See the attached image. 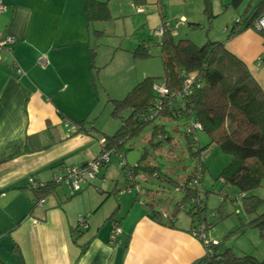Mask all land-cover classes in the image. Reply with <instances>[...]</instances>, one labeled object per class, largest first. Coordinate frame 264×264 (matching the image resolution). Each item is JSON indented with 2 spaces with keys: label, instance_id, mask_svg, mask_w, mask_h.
<instances>
[{
  "label": "crops",
  "instance_id": "obj_1",
  "mask_svg": "<svg viewBox=\"0 0 264 264\" xmlns=\"http://www.w3.org/2000/svg\"><path fill=\"white\" fill-rule=\"evenodd\" d=\"M96 1L105 2L109 14L117 18L132 16L134 30H155L164 21V27L171 30L176 26L194 30L191 21L199 22L203 28L201 12L207 13L205 8L201 10L205 7L203 0H157L159 17L151 7L144 9L152 0L138 3L141 12L132 0ZM213 1L210 0L211 10L215 14ZM0 2L5 8L0 12V33L15 38L10 51L0 54V264L198 262L205 252L201 242L188 232L191 222L171 229L150 221L144 205L152 201L151 194L141 193V185H137L134 199L127 197L124 205L117 200L122 204L102 207L117 192L132 193V189H125L126 183L122 189L112 190L108 181L97 185L106 171L87 180L78 192L71 188L67 192L64 184L58 185L41 206L35 204L33 192L25 187L30 177L49 182L65 174L66 168L93 161L100 156V141L122 124L114 131L108 125L98 130L88 120L94 100L100 99L105 90L103 81L100 93L92 85L93 78L96 81L100 75L92 68L98 62L95 51L91 61V46L99 29L87 24L83 0ZM260 38L259 44H244L239 39L223 43L245 62L244 55L251 57L263 47L264 38ZM115 55L114 51L111 62ZM136 60L132 57L129 62L135 64ZM258 76L264 89V72ZM82 120L93 131H77L72 123ZM79 216L86 218V228L76 224ZM115 229L120 231L116 235Z\"/></svg>",
  "mask_w": 264,
  "mask_h": 264
},
{
  "label": "trees",
  "instance_id": "obj_2",
  "mask_svg": "<svg viewBox=\"0 0 264 264\" xmlns=\"http://www.w3.org/2000/svg\"><path fill=\"white\" fill-rule=\"evenodd\" d=\"M132 1L137 7L138 3L142 2V0ZM203 2L204 10L208 13L207 18L209 20L214 18L216 15L211 10L210 0H203ZM239 2L240 0H233L231 4L237 6ZM82 3L89 26L94 23L102 24L111 19L105 2L83 0ZM254 8L255 10L250 13L249 17L239 18L238 22L232 24L228 38L232 39L246 28L253 27L256 19L264 13V0ZM189 23L192 28L201 27L199 22ZM161 24L165 25V21ZM165 29L167 30H164L161 38L151 37L140 41L132 53L135 59H145L149 57L147 48L150 45L160 47L163 75L146 77L132 86L123 98L110 99L113 116H119L123 111L128 113L126 117H122V126L116 132L104 136L105 150L101 149L100 156L93 161H99L103 154L113 151L109 152V159L112 155H118L121 159L119 168L125 173V189L136 188L140 184L139 175H142L141 178L145 173L154 175L158 168L146 164L149 162L147 160L149 152L146 148H142L140 161L130 166L125 161V155L132 148L123 147L139 137L145 129H149L147 142L149 147L157 152L165 141L170 143L172 140L167 133L164 121L183 118L186 121L183 134L189 140L186 146L196 165L181 181L172 182L175 189L182 193V198L173 207L171 216L165 220L161 211L153 208L151 203L153 200L144 205L146 216L150 221L172 229L175 228L177 212L184 210L191 220L188 232L194 238H196L194 235L196 230L204 233L206 237L207 231L214 226L215 222L209 223L204 219L207 196L206 194L202 196L203 192L200 191L203 174L207 168L200 153L204 148L193 149L195 147L192 146V144L198 145L194 132L202 130L209 140L205 148L213 145L221 153L231 156V162L222 168L219 179L224 186L238 191L244 213L252 217L248 222L249 226L257 228L260 237L264 240V211L258 212L262 200L253 194L254 190L264 183L263 86L251 75L247 64L228 50L222 41L208 40L203 45L197 46L185 36L174 42L170 36V29L168 27ZM257 32L264 38L263 32ZM99 34L101 32L95 31L96 36ZM93 55L92 49V62ZM262 58H264V53ZM92 68L96 69L94 64ZM92 85L95 89L97 86L95 78H93ZM156 87H165L168 94L160 97L155 90ZM177 98L180 99L178 106H175L173 100ZM84 122V120L73 121L72 124L78 127L77 131L87 134L93 131V128L85 127ZM191 124H199L200 129H189ZM108 164V160L106 162L101 160L100 172L104 173ZM127 173L131 175V179L128 178ZM166 179L169 180L168 177ZM55 181L52 179L49 182H40L35 177L27 180L25 187L33 192L37 206L39 200H44L54 191L55 187L61 185L55 184ZM83 218L86 219L84 216ZM200 242L205 253L195 264H264V259L258 260L250 255L238 257L230 248L221 249V243L213 244L208 241L203 244L202 241Z\"/></svg>",
  "mask_w": 264,
  "mask_h": 264
},
{
  "label": "rangeland",
  "instance_id": "obj_3",
  "mask_svg": "<svg viewBox=\"0 0 264 264\" xmlns=\"http://www.w3.org/2000/svg\"><path fill=\"white\" fill-rule=\"evenodd\" d=\"M157 0H152V3H146L144 9L150 8L151 11H155L157 16V7L155 5ZM168 0H166L167 2ZM215 1V3H214ZM213 6L215 7V17L208 19V14L201 12L204 18H200L203 22V28L199 29H185L176 26L171 31V35L174 42L178 41L179 38L187 36L190 41L195 45L200 46L206 43L208 40H219L224 42L232 43L234 40H243L242 42L248 43L253 42L259 44L261 35L256 31L254 27L246 28L242 35L235 38H228V34L232 28V24L238 22L237 19L249 17L250 13L255 10L256 7L263 0H240L237 6L231 4L233 0H214ZM192 2V1H191ZM128 5H130L128 1ZM152 8L154 10H152ZM205 8L202 7L201 10ZM130 9L135 12L134 8L130 6ZM217 12H219L217 14ZM112 13V12H111ZM146 14V13H145ZM110 20L97 24L94 23V28H97L101 32L98 36L95 35L93 38L91 49L98 53V62L95 63L96 70L100 73L98 80L96 79L98 92L100 93L103 88L104 92L100 95V99L94 100L95 104L92 105L91 116L88 120L93 123L98 130H102L103 127L108 125V129L114 131L120 123H122V117H126L128 112H122L119 116H113L111 110V104L108 103L109 99L123 98L132 86L144 80L146 77H161L163 75V66L161 60L160 47L150 45L149 57L145 59H137L135 64L129 62L133 57L132 53L140 41H145L148 38L156 35L157 29L151 30H134L135 25L132 16L128 15V18H117L115 14H110ZM130 15L137 16L136 13ZM147 15V14H146ZM143 16H138L144 18ZM157 18V17H155ZM242 21V20H241ZM175 24V22H173ZM172 24V22L170 23ZM134 25V26H133ZM242 26V24H240ZM178 27V28H177ZM240 29V27H238ZM116 53L114 60L111 62L112 54ZM239 51V50H238ZM243 52L239 51V54ZM264 47L258 50L252 56H245V62L250 70L251 75L259 77L261 72H264ZM110 55V56H109ZM109 56V57H108ZM261 59L263 60L262 62ZM254 61V62H253ZM130 73V75H127ZM136 75V76H135ZM135 76V77H134ZM263 77V76H262ZM130 80L131 82H127ZM160 79H158L159 81ZM113 93H115L113 95ZM110 97H109V96ZM109 97V98H108ZM108 99V100H107ZM179 99H174V105L178 106ZM181 118L180 120H165L164 125L167 129L168 135L171 137V142L165 141L162 148L159 151H153L147 142L149 137V129H145L139 137L131 140L126 144L124 148H131L134 146L142 150L146 148L149 152V158L147 159L151 166H155L156 174L145 173L143 178H139L142 192H148L151 194V200H153V208L161 211L162 216L165 220L173 213L175 205L181 201L182 193L175 189L174 183L183 179V177L189 174L194 168L195 160L191 158L190 152L186 145H188L184 136V124L186 121ZM195 138L198 141V145L192 144L197 149H202L201 158L204 161L205 173L203 174L200 191L202 196L206 194L205 199L206 212L205 218L209 223H214V226L210 227L207 231V240L210 243L217 244L221 243V249L230 248L236 256H254L258 260L264 259V240L260 237L259 231L255 227L249 226L248 222L252 217L246 215L242 209V200L240 199L239 193L236 189H231L223 185L219 179V174L229 162H231V156L223 154L214 147L213 145L205 148L209 140L202 130H197ZM95 135L100 136L99 133ZM96 142V141H95ZM197 147V148H196ZM118 155H112L110 157L109 165L106 169L105 178L98 179L99 182H109L110 190L117 187L122 189L125 184V173L121 171L120 161ZM169 178L166 179V178ZM91 181V180H89ZM106 185V186H108ZM116 185V186H115ZM66 186V185H65ZM68 192L69 186L64 187ZM68 188V189H67ZM95 191L94 187L90 186ZM119 191V190H118ZM96 192V191H95ZM125 192V193H124ZM117 192L113 196L107 198L102 207L108 208L113 205H123L127 202V197L134 199L136 188H132L131 195L129 192ZM125 196H121V195ZM254 195L262 200L260 203L258 212L264 211V183L263 185L254 190ZM99 195V194H98ZM142 196V195H141ZM140 196V197H141ZM117 200H122L119 203ZM133 201V200H132ZM138 208V207H137ZM190 217L185 213L184 210L177 212L175 225L179 227L188 226L191 222Z\"/></svg>",
  "mask_w": 264,
  "mask_h": 264
},
{
  "label": "built area",
  "instance_id": "obj_4",
  "mask_svg": "<svg viewBox=\"0 0 264 264\" xmlns=\"http://www.w3.org/2000/svg\"><path fill=\"white\" fill-rule=\"evenodd\" d=\"M4 7L2 6L0 2V12L4 11ZM138 12L142 11L141 8H137ZM165 25L159 27L156 31L155 37L161 38V36L164 33ZM253 27L259 31L264 33V13L260 16V18L256 19V21L253 24ZM15 43V38L12 36L4 35L3 33H0V54L5 53L6 51H10L11 46ZM1 59V55H0ZM18 73H20V70H18ZM160 97H163L168 94V90L165 87H156L155 89ZM159 101V100H158ZM159 103V102H158ZM189 129L197 130L200 129L199 124H191ZM100 145L102 150H105L106 147V141L105 139H102L100 141ZM113 151H108L105 154H103L99 159V161H90L84 166H74L66 168L65 174H63L60 177L55 178V184H64L66 186H69L73 190V192H78L81 190L82 184H84L89 179H94L98 173H100V161L109 160L110 153ZM128 178H130V174L127 173ZM131 179V178H130ZM44 203L43 200H39L38 205L41 206ZM78 224L82 228H86L85 220L83 216H79L78 218ZM120 231L119 229H115V235L118 234ZM194 235L197 239L203 242V244L208 243L206 240V237L204 233H202L199 230H196Z\"/></svg>",
  "mask_w": 264,
  "mask_h": 264
},
{
  "label": "water",
  "instance_id": "obj_5",
  "mask_svg": "<svg viewBox=\"0 0 264 264\" xmlns=\"http://www.w3.org/2000/svg\"><path fill=\"white\" fill-rule=\"evenodd\" d=\"M142 157V150H129L125 155V161L130 165H136Z\"/></svg>",
  "mask_w": 264,
  "mask_h": 264
}]
</instances>
